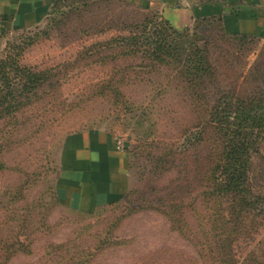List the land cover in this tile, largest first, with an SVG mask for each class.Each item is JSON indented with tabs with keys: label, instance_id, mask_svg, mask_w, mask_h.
I'll use <instances>...</instances> for the list:
<instances>
[{
	"label": "rangeland",
	"instance_id": "374dc122",
	"mask_svg": "<svg viewBox=\"0 0 264 264\" xmlns=\"http://www.w3.org/2000/svg\"><path fill=\"white\" fill-rule=\"evenodd\" d=\"M161 21L169 22L128 0H61L40 25L2 38V56L17 53L21 63L53 68L60 79L16 119L0 122V238L30 247L8 264H201L167 217L146 205L197 190L199 150L187 148L184 133L203 118L182 90L167 86L166 70L151 71L146 57L119 44ZM174 27L189 28L208 49L217 76L210 101L219 89L248 95L264 88V40L235 37L218 21ZM91 128L128 141L130 185L123 199L84 213L58 200L55 187L66 137ZM251 176L264 193V141ZM263 241L264 226L242 238L240 262L251 251L261 255Z\"/></svg>",
	"mask_w": 264,
	"mask_h": 264
},
{
	"label": "trees",
	"instance_id": "16d2710c",
	"mask_svg": "<svg viewBox=\"0 0 264 264\" xmlns=\"http://www.w3.org/2000/svg\"><path fill=\"white\" fill-rule=\"evenodd\" d=\"M204 21L208 20L196 23ZM148 27L145 23L144 34L121 37L120 46L126 45L124 52L146 57L151 71L166 70L167 86L182 90L203 119L184 133L187 148L199 150L194 160L197 190L187 193V198L148 202L146 208L167 217L171 229L193 245L201 264H264V252L251 251L241 263L236 251L242 238H252L264 226V193L254 187L251 176L264 141V88L248 95L219 89L210 101L207 89L216 84L217 76L208 49L197 43L189 28L179 30L162 21ZM59 81L53 68L38 70L21 63L17 53L0 54V122L16 119L40 100L41 90L49 85L56 88ZM205 147L208 152L203 154ZM19 251L30 252V247L18 237L0 238V264H8Z\"/></svg>",
	"mask_w": 264,
	"mask_h": 264
},
{
	"label": "crops",
	"instance_id": "0c3cea01",
	"mask_svg": "<svg viewBox=\"0 0 264 264\" xmlns=\"http://www.w3.org/2000/svg\"><path fill=\"white\" fill-rule=\"evenodd\" d=\"M61 0H0V44L5 35L43 23ZM155 11L178 28L218 21L231 35L264 40V0H128ZM115 134L91 128L70 133L63 144L57 182L61 201L92 212L122 198L130 185L127 149L116 148Z\"/></svg>",
	"mask_w": 264,
	"mask_h": 264
},
{
	"label": "built area",
	"instance_id": "2783aa9c",
	"mask_svg": "<svg viewBox=\"0 0 264 264\" xmlns=\"http://www.w3.org/2000/svg\"><path fill=\"white\" fill-rule=\"evenodd\" d=\"M115 144H116V148L120 151H125L128 147V141L124 137L116 136Z\"/></svg>",
	"mask_w": 264,
	"mask_h": 264
}]
</instances>
